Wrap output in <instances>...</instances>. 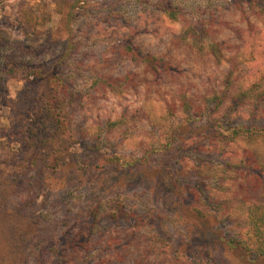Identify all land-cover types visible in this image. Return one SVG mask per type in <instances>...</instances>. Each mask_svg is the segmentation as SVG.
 <instances>
[{
  "label": "rangeland",
  "instance_id": "1",
  "mask_svg": "<svg viewBox=\"0 0 264 264\" xmlns=\"http://www.w3.org/2000/svg\"><path fill=\"white\" fill-rule=\"evenodd\" d=\"M0 73V264H264V0H0Z\"/></svg>",
  "mask_w": 264,
  "mask_h": 264
},
{
  "label": "trees",
  "instance_id": "2",
  "mask_svg": "<svg viewBox=\"0 0 264 264\" xmlns=\"http://www.w3.org/2000/svg\"><path fill=\"white\" fill-rule=\"evenodd\" d=\"M210 51L214 56H219L218 54L221 53V49L219 48L218 44L211 45ZM145 64L153 72H157V70H159L156 59L147 58ZM232 83V80L229 79L227 86L231 85ZM225 96H229V98L235 102L234 105L242 102L255 104L264 103V92L252 89L246 91L238 90L236 93H234V95H224L223 99H225ZM184 107L186 119L198 120L201 117H204L205 111L203 109L194 107L189 103L184 104ZM227 136L230 138L231 143H237L243 140L248 144V146H253L254 151L248 152L247 150L243 149L244 151L243 157L241 158V163H243L245 166L246 172L251 173L252 171H257V175L254 176H256L260 186L264 187V146L261 145L264 143V125H237L236 127L229 129ZM256 141H260V145H258ZM202 170H204V168L200 167V172ZM247 219L250 225V230L253 234V245L255 246V252L256 254L264 257V205L261 203H252L250 206H248ZM233 247L236 249L238 248L241 251L249 250L248 243L244 241L243 245L241 241H236Z\"/></svg>",
  "mask_w": 264,
  "mask_h": 264
}]
</instances>
